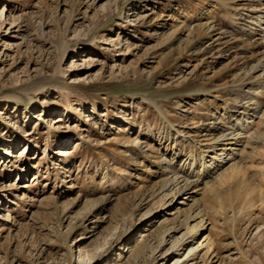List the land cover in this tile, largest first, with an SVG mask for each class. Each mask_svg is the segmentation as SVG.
I'll use <instances>...</instances> for the list:
<instances>
[{"label":"rangeland","instance_id":"1","mask_svg":"<svg viewBox=\"0 0 264 264\" xmlns=\"http://www.w3.org/2000/svg\"><path fill=\"white\" fill-rule=\"evenodd\" d=\"M241 3L0 0V264H264V116L216 140L262 86L198 27L264 20Z\"/></svg>","mask_w":264,"mask_h":264},{"label":"bare ground","instance_id":"2","mask_svg":"<svg viewBox=\"0 0 264 264\" xmlns=\"http://www.w3.org/2000/svg\"><path fill=\"white\" fill-rule=\"evenodd\" d=\"M229 1H233V0H229ZM237 1H240L242 3H246V2L248 3L250 0H237ZM242 5H244V4H242ZM249 5H250V3H249ZM263 5H264V0H263ZM254 6H256V5H254ZM238 7H239V5H238ZM263 8H264V6H263ZM246 10L248 12H250V13L252 12V14H250L251 15L250 17L252 19L256 18L257 16L264 17V10L263 9L259 10L258 7H249L248 6V9H245V11ZM247 14L249 15V13H247ZM242 16H247V15L245 13H242ZM227 19L229 20V17H227ZM240 19H241V17H240ZM230 22H232V21L230 20ZM198 27H200L203 30V32H205L206 34H208V35L210 34L212 36L211 45H215V47H217L218 50H221L222 49L221 47L226 49V52H227L225 54L226 57H228V56L230 58H234L235 57V56L232 57V55H233L232 52L229 54L230 50L227 49V48L232 43L231 39L234 40V42L236 41L237 45H240L239 49H237L236 54H237V56L240 55V54H241V56H243V57L239 56L237 60H241L242 61V60L246 59V60H252L253 61V59H254L252 64H248V65H245L246 61H244V62L237 61L240 64L239 71L241 72V78H247L248 76L254 77L256 79L258 78L259 79V84H260L259 86H262L261 87V89H262L261 91H257L256 92L253 89L246 90V96H245V98H243L244 100L239 102V105H238L239 108H238L237 111H235L236 113L238 112L240 114L239 118L237 117L238 119L237 118L235 119V121L238 124L234 123V124H231V125H226V126L223 125V126H221L220 127L221 131L216 137L217 144L220 146V148L218 150L222 151L218 155L225 156V157H222V158L219 159L220 160V164H221L222 161L229 162V163L230 162H235L236 160H238V159H236L238 157L237 155H239L241 157V152H239L241 150V148L239 149L237 147L239 145H243V143L247 140V138H250V136H249L250 134L247 133V132L252 127L251 124L252 123L256 124L259 121V119L264 116L262 114L259 115V112L261 110H264V108H263L264 106L262 104V101H260L259 98H257L258 96L264 97V50L263 51L261 50V48H264V20L262 22H260V23H257L255 27H250V26L249 27H245L244 24H243V26L242 25L238 26V24H237L235 26L236 28L232 27L233 28L232 30L235 31L240 36L235 35V32L232 33V32H228L226 29H222L221 27H219V23L216 20H212V18L210 20H207L206 22L200 23L198 25ZM257 118H258V121H257ZM244 119L245 120H249V121H247L249 123H247V124L245 123L244 124V122H246V121H244ZM215 148H216V146H215ZM215 148H213V149H215ZM228 151H232V152L228 153ZM62 154L65 155L67 153H62ZM161 157H162V155H161ZM213 158L214 157H212V159ZM224 162H223V164H224ZM167 163H169V162H167ZM232 164H234V163H232ZM207 166L209 167V166H211V164L210 165L208 164ZM209 170H210V168H209ZM204 175H206V176L210 175L211 176L212 172H209V173H206V174L205 173L202 174V173L198 172L196 175L193 176L192 179L191 178H185V179H182L181 181L179 179H177V181L179 180V182L177 184H173V183H175L174 181H172L169 184H170V187H171V185L175 186V185H178V184L184 182L183 185L180 188L183 187V188L189 190L190 188L192 189V187H197L198 184L202 183L203 179L205 177ZM174 176H175V174H174ZM172 177H173V175L171 176V178ZM197 213L193 212V214H192L193 215L192 216L193 219L192 220L199 219V221H197L192 227H195V228L197 227L199 232L194 233L195 236H194L193 233H183L181 236L184 237L183 238V240L185 241L184 244H189V243L195 241L197 236L199 237L200 231L203 230V228H205V226L201 223L203 219H200L199 218L200 216L198 217L196 215ZM201 224H202L203 227L201 226ZM176 231L177 230L172 229L171 230V234L176 232ZM171 236H173V235H171ZM181 236H179V237H181ZM207 243H208L207 237H205V238H203V241H201V243L198 244V246L195 247V248H200L202 250L203 248L206 247ZM190 249L193 250V248H190ZM207 249H209V253H210V251H211L210 247L207 248ZM138 251H140V250H138ZM131 256H133V255H131ZM164 256H167V255L166 254L162 255L161 259L162 258H164V259L168 258V256L166 258ZM170 256L171 255H169V257Z\"/></svg>","mask_w":264,"mask_h":264}]
</instances>
